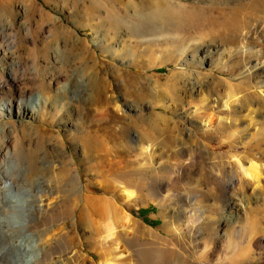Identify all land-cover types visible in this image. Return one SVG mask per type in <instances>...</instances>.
Listing matches in <instances>:
<instances>
[{"label":"rangeland","instance_id":"rangeland-1","mask_svg":"<svg viewBox=\"0 0 264 264\" xmlns=\"http://www.w3.org/2000/svg\"><path fill=\"white\" fill-rule=\"evenodd\" d=\"M60 20L83 39L79 45L94 51L95 61L88 63L99 85L105 78L112 112L123 117L103 119L106 107L96 91L78 86V78L90 79L70 45L54 39ZM261 23L264 0H0L3 79L11 84L20 62L38 70L47 84L63 75L62 82L44 89L39 113L24 118L30 129L8 128L0 140V188L14 178L19 187L39 192L34 202L44 206L30 222L48 250L40 264H264V197H227L239 189L251 192L254 185L229 187L228 158L244 150L240 143L236 149L220 145L223 136L216 130L223 117L237 123L232 133L244 140L263 136L258 123L264 114L257 111L264 109L234 86L241 82L237 75L230 80V59L222 72L200 66L204 44L228 47L229 38ZM213 56L218 65L222 58ZM192 58L198 69L184 64ZM185 68L202 72L200 86H183L174 71ZM67 82L73 91L61 89ZM208 103L219 118L203 138ZM88 108L94 110L89 118ZM17 112L0 117V123L18 121ZM62 118L75 126H65ZM140 133L147 138L136 145ZM62 136L66 156L54 150ZM148 144L155 151L151 158L143 153ZM16 165H31L32 172L18 174ZM128 189L133 196H125ZM199 190L209 194L197 196ZM13 211L0 203V264H6L3 231L12 230Z\"/></svg>","mask_w":264,"mask_h":264},{"label":"bare ground","instance_id":"bare-ground-1","mask_svg":"<svg viewBox=\"0 0 264 264\" xmlns=\"http://www.w3.org/2000/svg\"><path fill=\"white\" fill-rule=\"evenodd\" d=\"M56 25H57L56 30H54L55 35L53 34L55 38L54 37L53 38L54 39L59 38V41L61 40V38H63V40H65L64 41L65 44L67 46L70 45V48H69L70 52L78 58L80 64L83 65L82 70H84V72L88 74V77L90 79L89 82L86 83L87 81H82L81 78H78V86L80 88H86L89 85L93 90L96 91V95H98V99H97L98 103H101L102 105H104V107H106L102 111L103 119H106L108 117L118 118V116H122L120 114H116L112 112V108L109 106V103H110L109 97L106 96L107 86H106V81H104L105 78L102 77V83L101 85H99L98 83L99 75L96 74V71L94 70L95 67L93 68V65H90L88 63L89 60L92 58H93L92 60L95 61L94 58L96 57L93 54L94 51H92L91 48L87 44H84V43L82 45L80 44L81 45L80 47L79 42L83 39L82 38L80 39L77 36V34L75 35L73 31L71 30L70 26H66V25L64 26V22L62 20H60V22H57ZM238 35H234L232 36V38L228 39V44H229L228 47L225 46L223 48L222 44L217 43L216 41H214L215 43L209 42V44H206V45L204 44L202 48L200 47L201 56H202L200 66L204 64H208L210 67H214L215 70L222 72V68L224 67L226 63H228L226 61L227 60L229 61L230 59L232 62V66L228 70L231 75L230 80L233 79L232 77L233 75L235 76L237 75V77L239 76L238 80L241 82L237 86L236 85L234 86L239 87V88L240 86L243 87V89L246 91L244 92L245 98H246L245 100L248 101V103L258 102L259 106H261L264 109V23L259 24L257 27L255 26L254 28H249L247 30H244L239 36ZM215 53H219L220 57L222 58L221 62L218 65H214L213 59L215 56L213 55ZM193 58L191 60L186 59L184 61V64L188 66H192L195 69L196 68L198 69L199 64L195 63L194 62L195 60ZM192 69L191 70L181 69L180 71H174V72L180 73L181 75L180 82L183 84V86L190 87V88H196L200 86V83L202 81V78H203L202 72L200 71L193 72ZM104 70L102 69V71ZM29 71H31V73ZM17 73H20V75H18ZM10 75H11V81H13L11 84L10 82H8V80L5 81L2 75H0V117H3L5 115H10L12 114L13 110L18 109L17 116L20 119L15 122H7L4 120L3 122L0 123V140L2 141L5 139V135L8 132V128H10L9 130L10 131L12 130V132L14 133L18 130H24V133H25V130H27L30 126L29 124H27L24 118L28 116L30 117L31 115L33 116V114L37 115L39 113V109L41 108L44 102L43 100L44 96L42 94H45V90L50 88V83L53 84L52 81L62 82L59 80L63 78V75L58 74L56 78L54 76L53 77L54 79L50 82L48 81L49 83L47 84L46 83L47 81H45L47 78L44 76V78L46 79L45 80L44 78L42 79L43 75H41V73L38 70L36 69L29 70L27 65L26 64L24 65L21 62L18 63L17 66H15V68L12 70ZM226 82L230 84L229 81H226ZM69 83H72V82H67L63 84V86L61 85L62 86L61 89L63 91L64 90L73 91L72 89L73 87H71ZM226 86L227 88H229V90L232 89V84L226 85ZM10 87L15 88L14 93H10ZM75 89L77 90L76 87ZM231 93L232 92H229L226 95L225 100L222 103V107L226 109L230 108V105L232 102L231 99L233 98V95ZM208 106H210V112L207 114L206 119H205V126H204L205 131L203 130L204 134H201L202 132L200 133L201 135H204L203 138H208L206 134H208L211 131L212 127L214 126L217 119L219 118V116H217V114L214 112L215 108L212 105V103L211 104L208 103ZM91 111H94V110H91V108L86 109V115L88 116V118L92 114ZM257 112H259V114L260 113L264 114V111L262 110H259ZM97 119H98V116H97ZM62 120L65 126H70V127L75 126V123H73L72 121H69L68 119L62 118ZM236 125L237 123H234L233 121H231L230 123L224 121L223 117H221V119L217 121V125H216L217 133L221 134V137L223 136L222 139L220 140L221 141L220 145H226L232 149H236L237 144L240 143L244 150L243 154L236 153V154L229 156L228 158L231 160L229 161V165L231 166V169L229 171V178L232 180L229 187L231 188L237 184L246 185V184L251 183L254 185V190L251 192H248L247 190L239 189L238 191L229 192L227 194V197L233 198L235 194L240 195L242 199H246V200H252L261 195L264 197V185H263L264 183V164L263 162L260 163V161L264 160V119L258 123V125L262 129L261 135L263 136L258 135L259 134L258 133L256 135H253V137L251 135L250 139L246 138L247 140H244V138L246 137V136L244 137V135L238 136L236 133L234 132L232 133L233 128ZM196 135L198 138V133ZM146 138L147 137L143 133H140V136H137V138L134 140V143H136L137 145L138 142L140 141L145 142ZM57 140H59L58 142L60 143V146H57V148L54 149L55 152L57 153L60 150L61 152L59 155H61V153L64 154V156L69 155L67 151L66 138L62 136L61 138H58ZM58 147H60L61 149ZM212 151H214V148L212 149ZM154 152H153V148H150L149 144L144 146L143 148V153L148 155L150 158L154 156ZM146 155L144 156L146 157ZM146 159L148 158L146 157ZM142 164L147 165L145 163H142ZM216 166H219V165H216ZM225 166L226 165L224 164L220 165L221 175L218 178L222 179V175L225 176L226 174ZM17 167H18V172H19L18 174L28 175L30 174V172H32L31 165H24L22 167L20 166H17ZM0 175H2L1 169H0ZM16 181L14 180V178L13 179L9 178L3 184V187L0 188V203L1 204L3 203V205L7 204L10 207H12V209L14 210L12 213V217H10V221H9V224L11 225L12 230L6 231L3 229L4 230L3 235L6 236L7 242H9V244L7 245L6 248L2 246L3 249H6V253L5 254L3 253V256L2 255L1 256H2V259L6 262V264H40V262L46 261L48 259L47 258L48 250L47 248H44L41 246L43 239L41 240L38 234H36L35 232H32L33 228L36 226V223L34 225H30V222L31 221L35 222L34 219L38 216L37 211L41 210L44 206L43 204L39 203L40 201L38 203L34 202L35 199L37 198V196L36 198L34 196L37 195L39 192L35 194L31 190L21 188L17 185L18 183H16ZM198 186H201V185H197V187ZM257 189H260L261 190L260 192L262 193H259ZM78 190H79V187H78ZM19 192L23 196H18ZM209 192L210 194H214V195L218 194V192L214 191L213 189H210ZM124 194L125 196L131 197L134 195V191H131L128 189L124 191ZM207 194L209 193L203 190H199V192L197 193V196L204 197ZM234 209H237V208L233 207L231 210H234ZM126 217H127V222L129 223L130 220L128 217L130 216L127 214ZM3 249L1 250L3 251ZM105 264H116V263L114 261L109 260Z\"/></svg>","mask_w":264,"mask_h":264}]
</instances>
